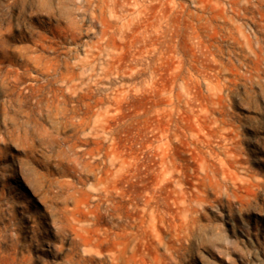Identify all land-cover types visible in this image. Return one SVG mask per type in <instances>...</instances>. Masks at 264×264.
<instances>
[{"label": "rangeland", "instance_id": "rangeland-1", "mask_svg": "<svg viewBox=\"0 0 264 264\" xmlns=\"http://www.w3.org/2000/svg\"><path fill=\"white\" fill-rule=\"evenodd\" d=\"M0 240L264 264V0H0Z\"/></svg>", "mask_w": 264, "mask_h": 264}, {"label": "bare ground", "instance_id": "bare-ground-1", "mask_svg": "<svg viewBox=\"0 0 264 264\" xmlns=\"http://www.w3.org/2000/svg\"><path fill=\"white\" fill-rule=\"evenodd\" d=\"M0 241H2V240H0ZM3 241H4V240H3ZM0 243H1V242H0ZM2 243H3V242H2ZM4 243H5V242H4ZM0 246H1V245H0ZM0 251H1V250H0ZM8 252H9V251H8ZM3 253H4V252H3ZM5 253H6V252H5ZM9 253H11V252H9ZM3 255H4V254H3ZM3 257H5V256H3ZM3 257H1V258H3ZM8 257H11V255H9ZM3 259H4V258H3ZM3 259H2V260H3ZM5 259H6V257H5ZM5 259H4V260H5ZM12 259H13V258H12ZM4 260H3V262H4ZM7 260H8V258H7ZM10 261H11V260H10ZM10 261H8V262L10 263ZM11 263H12V262H11ZM11 263H10V264H11ZM14 264H15V261H14Z\"/></svg>", "mask_w": 264, "mask_h": 264}]
</instances>
